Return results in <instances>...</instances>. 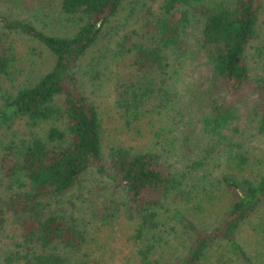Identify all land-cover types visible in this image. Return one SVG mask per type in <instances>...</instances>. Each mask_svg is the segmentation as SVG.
<instances>
[{"label": "trees", "instance_id": "trees-1", "mask_svg": "<svg viewBox=\"0 0 264 264\" xmlns=\"http://www.w3.org/2000/svg\"><path fill=\"white\" fill-rule=\"evenodd\" d=\"M159 2L154 14L146 0H58L57 12L64 21L60 30L59 20L42 18L53 31H45L38 21L0 15V75L10 77L14 60L5 48L6 31L28 34L51 55L49 69L2 96L0 126L20 118L28 126L45 123L46 128L29 138L9 139L1 147L0 173L11 190L0 196V225L10 219L19 232L0 264H89L79 253L86 225L98 217L99 224H108L120 205L121 213L134 220L135 256L130 254L136 264H259L255 256L264 258V165L250 167L236 136L264 134V70L250 75L246 56L257 34L261 0ZM118 11H124L128 27L117 35L120 22L112 42H104V27ZM192 16L199 24L195 43L212 75L200 117L203 146L179 168H172L154 149L105 150L96 105L83 95L74 66L102 41L99 50L103 47L104 54L124 61L114 90L127 125L150 116L140 114L148 100L156 101L151 104L156 110L179 112L175 82ZM248 93L255 97L244 123L231 125L237 116L235 102ZM215 166L222 170L213 175ZM82 188L96 194L94 203L82 199L84 212L72 208L75 202L68 197V205H62V194L69 189L80 194ZM221 190L227 200L217 216L204 226L195 224L189 213L203 202L213 203ZM101 201L113 208H103ZM159 208L169 214L160 216ZM179 232L185 241L181 250L168 262H151L161 240L171 243L170 238H181Z\"/></svg>", "mask_w": 264, "mask_h": 264}, {"label": "rangeland", "instance_id": "rangeland-1", "mask_svg": "<svg viewBox=\"0 0 264 264\" xmlns=\"http://www.w3.org/2000/svg\"><path fill=\"white\" fill-rule=\"evenodd\" d=\"M146 1L150 4L154 14H157L160 9L158 7L159 0ZM57 9L58 0H0V15L4 17L12 15L34 24L37 21L43 24L44 19L42 18L47 17L53 23L59 20L60 24L57 29L60 30L61 23L64 21L62 22L61 14L58 15ZM123 17L124 11H118L110 18L104 27V42L108 39H111L112 42L114 32L119 27L120 22H122L123 27L117 31V35H120L128 27L125 25ZM42 27L45 31L46 28H54L53 25L49 24ZM257 28V34L250 40V46L246 52L250 75L262 73L264 70V0H261L259 8ZM198 29V19L192 16L185 27L184 37L187 40V46L184 57L180 62V67L175 66L178 72L175 82L176 104L181 107L180 111L173 112L166 108L156 110L155 106L151 105L156 101L148 100L144 102L140 114H149L150 116L134 119L130 125L125 123L124 117L121 115V106L116 102L114 90L116 73L120 71L124 61L122 59L115 60L117 58L110 57L107 52L104 54L103 47L99 50L102 41L94 44L80 58L77 66H74V70L83 95L96 105L101 122L102 147L105 150L111 146H127L128 150L132 152L154 149L162 152L164 160L172 168H179L184 160L196 156L204 144L200 117L206 110V86L212 78L211 65L205 58L203 51L195 43ZM53 30L56 29H48L47 31ZM6 32L4 35L5 48L12 54L14 60L10 67L12 70L10 77L9 75H0V107L2 106V96L6 94L5 91L12 90L20 83L30 82L49 69L51 64L49 51L39 41L28 34L15 30ZM253 45L259 46L260 50L257 52L251 47ZM96 58L99 60L96 61ZM92 61H96V63H92L94 67L92 68V64H90L91 68L87 67ZM254 97V93H248L243 95L239 102H235L237 116L231 125L236 124L239 127L244 123L246 111L252 104ZM231 125L225 130L226 132L229 131ZM45 128V123L28 126L20 118L2 123L0 126V140L2 141L0 142V154L2 145L9 139L17 141L18 137L29 138L36 133H42ZM154 131L159 132L157 138L154 136ZM236 136L237 142L241 143L240 149H244L249 156L250 167L253 170L262 168L264 165V134L256 137L249 135L243 137L236 133ZM221 170V166H215L211 173L213 175L218 174ZM209 180L215 183L213 177L209 176ZM8 190L10 191L11 187L6 184V176L0 173V196H5ZM220 192L218 199L212 194L213 203L212 201L210 204L203 202L202 208H194L193 213H189L195 224L204 226L211 223L213 218L217 216L219 206H222L227 200V194L223 193L222 190ZM78 194L75 189H69L61 196L62 205H68V197L75 202L72 208L84 212L87 208L81 206L80 203L83 201L94 203L96 200V194L94 192L87 193L85 188L81 189L79 196ZM109 204V202H100V205H105L103 208L112 209L113 206ZM119 208L120 211H114V216L108 224H99L100 217H98L92 224L86 225L87 233L79 253L85 254L84 257L88 259L89 264L137 263L133 257L135 256L133 254L135 243L132 238L134 220L121 213L122 210L124 211L122 205ZM159 214L165 216L169 214V211L159 208ZM16 224V222L11 223L8 219L0 225V257L15 245L13 239L19 232ZM179 234L181 238L180 236L174 240L170 238L171 243L161 240V244L155 249L156 251L151 253L150 261L154 262L156 259L159 263L170 261L181 250L182 243L185 242L184 234L182 232ZM253 239L258 240L257 236H254ZM252 255L255 256L253 250ZM255 259L259 264H264V258L257 255ZM19 264H24V262L20 260Z\"/></svg>", "mask_w": 264, "mask_h": 264}]
</instances>
